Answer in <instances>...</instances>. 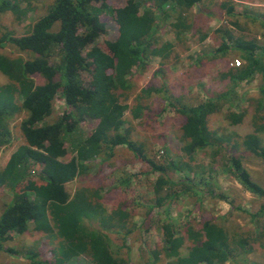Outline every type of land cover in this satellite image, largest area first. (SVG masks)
<instances>
[{
    "label": "trees",
    "instance_id": "obj_1",
    "mask_svg": "<svg viewBox=\"0 0 264 264\" xmlns=\"http://www.w3.org/2000/svg\"><path fill=\"white\" fill-rule=\"evenodd\" d=\"M21 1L0 0V14L11 11L21 18L25 15ZM199 2L125 0L122 5L113 6L110 0H54L26 34L15 35L0 29V48L12 46L23 53L11 56L0 51V71L8 78L0 84V150L12 141V121L26 112L21 122L25 144L11 154L0 170V189L7 188L12 193L0 214V252H14L5 243L32 223L34 230L56 243L52 251L55 264H76L82 258L86 264H130L129 257L113 250L109 234H131L129 213L122 208L110 212L102 202L101 189L83 188L73 194L67 189V183L88 173L92 158L102 156L103 162L108 161L119 146L127 147L148 166L150 173L157 174L150 210L195 192L190 164L185 163L190 173L174 180L172 172L180 170L178 164L172 159L150 156L146 145L124 127L126 106L120 96L134 88L129 75L135 68L143 71L149 56L167 59L174 48L173 42H160L154 37L157 14L167 18L173 12L175 20L171 27L180 40V35L191 27L188 12ZM221 7L229 18L235 16L231 0L223 1ZM109 16L118 24V36L100 45L98 40L107 32ZM234 28L240 29L237 19L215 29L220 42L209 53L213 58L229 53L241 58L242 65L222 73L227 87L209 93L196 104L183 103L180 98L169 101L184 119L182 151L187 156L208 147L216 155L224 151L223 137L211 129L209 119L226 104H235L239 84L261 74L260 92L264 96V44ZM83 72L89 74L88 79L84 80ZM151 90L146 88L142 93ZM59 94L68 110L48 122ZM137 111L138 108L134 110L135 116ZM245 115L244 110H231L227 118L239 124ZM86 119L95 124L85 135L79 132V124ZM253 124L254 131L228 138L229 168L245 189L264 198V187L244 164L251 156L264 161V142L259 134L264 127ZM70 135L75 149L67 160L65 143ZM30 163L36 168L32 170ZM129 180L121 182L130 184ZM261 208L264 210V205ZM94 223L99 227L90 226ZM162 230L164 244L151 250L145 264H224L235 256L237 245L226 229L214 221H205L200 228L188 223L181 231L173 221H168ZM185 245L188 251L184 254ZM29 251L33 263H43L38 259L39 252Z\"/></svg>",
    "mask_w": 264,
    "mask_h": 264
},
{
    "label": "rangeland",
    "instance_id": "obj_2",
    "mask_svg": "<svg viewBox=\"0 0 264 264\" xmlns=\"http://www.w3.org/2000/svg\"><path fill=\"white\" fill-rule=\"evenodd\" d=\"M53 1L22 0L20 7L25 15L19 18L11 11L1 13L0 29L15 35L26 34L30 25L47 12ZM223 1L225 0H200L197 6L191 8L188 12L191 27L180 35V40L171 27L175 20L173 12L167 18L159 17L158 13L154 37L160 42H173L174 48L167 59L149 56L148 65L143 71L135 68L129 75L134 88L120 96L126 106L124 127L131 130L134 139L146 145L150 156L159 160L172 159L178 164L180 170L172 172L174 180H180L190 173L185 163L190 164L193 168L191 175L195 180V192L193 190L190 195L175 198L171 204L150 210L149 205L154 203L153 183L157 174L150 173L148 166L141 163L125 146L117 147L115 155L108 161L103 162L102 156L92 158L93 165L88 173L78 175L67 183V189L72 194L83 188L101 189L102 202L110 212L122 208L129 213L128 226L133 227L131 234L127 237L117 232L109 231V234L113 250L129 257L130 264H145L151 250L162 247L164 223L173 221L177 230L181 231L188 223L200 228L208 220L223 226L233 244L237 245L234 258L224 264H264V210L261 208L264 198L245 189L230 171L231 142L228 143L229 137L234 139L254 131L255 122L264 127L261 74L239 84L235 104H226L221 112L210 117L211 129L224 140V151L217 155L211 147L197 150L191 156L182 151L184 142L181 125L184 119L169 104V101L175 102L177 98L186 104L204 100L209 93L227 87L226 80L222 77L223 72L242 65L243 62L236 53L220 58L209 55L210 50L219 45L220 38L214 34L219 26L237 19L240 25V29L234 28L237 33L256 38L264 44V0H231L235 6V16L232 18L221 7ZM124 2L125 0H110L113 6H120ZM106 20L107 32L98 40L100 45L118 36V24L110 16ZM205 33L207 35L204 38ZM0 51L11 56L23 54L12 46L0 48ZM236 60H240L241 64L236 65ZM83 78L88 79L89 74L83 72ZM7 81L8 78L0 71V84ZM146 88L153 90L148 94L142 93ZM136 108L137 116L134 114ZM66 110L65 100L59 94L54 101L53 113L47 121L56 120ZM231 110L245 111L242 123H231L227 118V113ZM25 117L26 112H23L11 123L13 138L0 150V170L11 154L25 144L21 129V122ZM94 124L93 120H83L79 124V132L86 135ZM259 134L264 142V128ZM71 137L68 136L65 143L68 149L65 156L67 160L72 157L75 149ZM244 164L253 178L264 187V161L251 156L246 158ZM36 166L30 163L32 170ZM126 179H130V184H122ZM11 198L9 189H0V214ZM90 226L99 227L97 223ZM5 245L14 252H0V264H35L28 257L31 249L39 252L38 259L43 261L42 264H55L52 251L56 243L50 241L43 232L34 230L32 223L26 231L14 233ZM187 246L182 248V253L188 251ZM86 263L84 258L76 262Z\"/></svg>",
    "mask_w": 264,
    "mask_h": 264
},
{
    "label": "built area",
    "instance_id": "obj_3",
    "mask_svg": "<svg viewBox=\"0 0 264 264\" xmlns=\"http://www.w3.org/2000/svg\"><path fill=\"white\" fill-rule=\"evenodd\" d=\"M240 64H241L240 60H236V65H240Z\"/></svg>",
    "mask_w": 264,
    "mask_h": 264
}]
</instances>
